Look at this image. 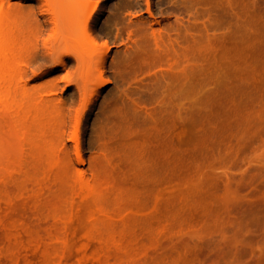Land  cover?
Wrapping results in <instances>:
<instances>
[{"label": "rangeland", "instance_id": "rangeland-1", "mask_svg": "<svg viewBox=\"0 0 264 264\" xmlns=\"http://www.w3.org/2000/svg\"><path fill=\"white\" fill-rule=\"evenodd\" d=\"M6 1L0 99L17 120L2 107L0 264H264V0H88L108 58L105 83L88 87L99 92L80 119L79 163L67 134L70 148L57 146L60 120L82 107L70 65L39 70L34 3ZM173 8L189 34L153 24L179 19ZM134 16L155 28L135 29L124 56ZM42 86L63 115L34 112Z\"/></svg>", "mask_w": 264, "mask_h": 264}, {"label": "bare ground", "instance_id": "bare-ground-1", "mask_svg": "<svg viewBox=\"0 0 264 264\" xmlns=\"http://www.w3.org/2000/svg\"><path fill=\"white\" fill-rule=\"evenodd\" d=\"M21 1L33 2L34 6L31 8V10H35L37 12L36 13L37 14L36 33H35L36 37L34 40V44L32 43L33 45H31L30 61L32 60L33 62H35L37 64V60H38L37 58H39V60L41 61L40 62L41 64L37 65V68L39 70L42 67H44L45 65L47 66L48 64L53 63V62L55 63V61L58 62L57 65L60 66L61 68H66L67 65H70V67H68L69 68L68 71L67 70H66L67 72L64 71L65 76L63 78H65V79H63V80L66 81V79H67L66 82L71 83V85L74 86L73 87L74 88L73 89V96L74 95L77 96V99L82 104V107H81V104H80V106L78 105L79 107H81V109L79 110L80 111L79 113H76L75 112L76 110H74L73 114L76 113L75 116H73L72 113H70L71 115L69 113H67L68 116L66 118H70L69 116H71V119H69V121H66V122L68 123V122H70V120H72L71 124L74 123L73 125H71L69 123V127H70V125L72 126L71 131L68 129V127L66 128L67 123H65V125H66L65 126L64 124H62V119L60 120V123L62 125L59 123L60 128L58 129L59 135H57L58 136V142H57L58 145L57 146L60 147L61 151H64V152L66 151L65 149H67L68 144L66 145L67 142L65 143L61 139H62V137H64L67 134L65 137H68L69 140H71L74 143V147L72 146L74 151H73V149H72V151H73V154L76 156V159L79 163V162H81L80 141H79V138H80L79 128H80V123H81L80 119L82 116H84V114H85L84 112L86 110H89L94 105L93 103L95 102V99L98 97V92H99L97 89V91H95L93 94L92 93L93 90L90 91V89H88V87L92 88V86L90 84H95L96 88H97V86H99L100 84L105 83V82H103V80H104L103 77L105 74V70H106L105 66H107L106 61L108 58V46L107 47L103 46L104 48H102V49L104 51L103 52L100 51L98 48H100L101 46L97 47L98 44L96 43V39L93 36V29L95 28L96 21H97V20H94V8H95V6H94V4H92V5L89 4L88 0H21ZM88 6H92V8L89 7L90 9H88ZM93 6H94V8H93ZM166 8H168V7H166ZM168 9H167V11H168ZM173 9H175V8H173ZM177 9H179V8H177ZM14 11H15V9H14V7H12L9 4V1L0 0V42L2 39L3 28L6 24H9L12 22L14 14H15ZM164 11L167 12L166 9ZM176 11H178V10L175 9L173 11V13L177 14V17H179V19L175 18L176 15H174L175 17H173V15H172V19L175 18L174 19L175 21L171 20L172 21L171 22L168 19L167 20L164 19V20L157 22V23H156V21H155V23H153V21H151V20H150L151 22L149 20H148V22L151 25L153 23L155 26H157V28L160 27V29H161V27H162L163 29H161V30L165 31L166 33H167V31L169 33L170 28H175V30H177V31H173L172 29H170V30H172L171 32L178 33V31L180 29V31L182 33V30L186 28L185 26H187L186 24H188V23L185 22V20H180V19L182 17H184V15L186 16V14H185L186 12L182 10L181 14L184 13V14H182L183 15L182 16L181 14H179ZM178 14L181 15V17ZM150 15H151V13H149V17L152 18V16H150ZM169 16H171V14ZM169 16H168V18H169ZM131 18L133 19V16H131ZM185 18L189 20L188 15H187V17H184L183 19H185ZM140 19H141V16H140ZM159 19H161V18H159ZM129 20L128 21L126 20V23L128 22V25L125 28L126 30L122 28L123 29L122 32L120 31L122 33V35H124V33L127 34V36L124 35L125 39L122 36H121V38H123V39H121L119 37V35H121V34H119V35L117 34L119 39L122 40L121 41L122 43H119L120 42V40H119L118 45H120V44L123 45V47H122V45H121V47L120 46H118V47L123 48V50H121V51H123L124 54H123V52L121 54L124 56L126 54L124 51V48L126 50H129L131 48V45L134 44V40H133L134 37L133 36L135 34L134 33L135 29H136V32L138 33V31L140 32V31H142V29L144 30V28L146 30V27H147L145 25L146 27L143 26L144 28H142V24H143L142 22L143 21L138 20V19L136 20L135 16H134L135 21L133 20L134 22H132L131 20L129 21ZM154 20H155V18H154ZM182 21H183V24H185V25L182 24ZM119 22L120 23H118L117 25L119 26V29L121 30V28H120L121 25H119V24H121V19ZM122 24H123L122 26L125 27L124 23H122ZM189 24H190V22H189ZM147 25H149V24H147ZM180 25H183V26H181V28H179ZM152 26H151V29L154 31L153 28H155V27H152ZM168 26L170 28H166L167 29L166 30L165 27H168ZM182 27H185V28H182ZM187 27H188V29H185L186 31H183V32L186 33L187 30L190 32L191 28H189V26H187ZM176 28H178V29H176ZM148 29H150V28H148ZM147 30H146V32H147ZM155 30H157V29H155ZM154 33L155 32H153V34ZM41 35H45L44 36L45 38L41 39L40 38ZM139 35H141V34H139ZM154 35H155V37H158V35H156V34H154ZM177 36H179V35H177ZM177 36L175 34V37L178 40ZM179 39H181V38H179ZM116 40H118V39H116ZM135 40L137 43L140 42V40L137 38ZM186 40H188V38ZM135 48H136V45L134 46V49ZM118 49H116L115 51H117ZM98 51H100L102 55L100 58L97 59V58H95L96 55L100 54V52H98ZM131 51L135 55L133 50H131ZM130 53H129V56L131 55ZM122 55H121V57H122ZM137 56L138 55H136L135 58H137ZM123 57H122V59H123ZM124 58H126V57H124ZM128 58H131V57H128ZM93 59H94V61H95V59H97V62L95 61L96 63H93L94 66L92 65ZM113 60L114 59H112V61ZM112 65H115V64L114 63L111 64L110 67H112ZM117 65H119V64H117ZM48 67H46V68H48ZM25 72L26 71H24L23 68L19 69L15 72V75L17 76V79H18V81L16 82V85L17 84L20 85L22 75ZM38 72H40V71H38ZM48 85L49 84H46V86H48ZM52 85H55V84H52ZM66 85H67V83H66ZM46 86H44L45 88H43V86H42L41 87L42 90L41 89L39 90V88H38L37 89L38 91H36V93L33 92L34 94L32 93L33 95H32V97H30V98H32L30 100L33 103V105L31 104V106L34 109V112H36L38 114L42 111L41 112V114H42L44 110L48 109L46 112L49 113L48 111H50V113L52 114L53 109H54L55 113H56L55 110L59 109L60 112L58 113V115H63V112L61 109H63V107H64V106L62 107V105H64L63 104L64 102L62 101L61 104L59 102H57L59 105V108H58V106L56 105L57 104L56 99L54 97H52L51 95H49L52 92L51 93L49 92V94H48L47 88L49 86L47 88H46ZM21 87H22V89H21L22 92L25 93L27 90V84H22ZM51 87H52V89H51ZM49 88H50L49 90L54 91L53 88L56 89L57 87L51 86V84H50ZM45 91L47 92L46 94H45ZM87 91H89L90 95ZM86 94L88 95L87 97H86ZM92 94H93V96L90 98V96ZM85 98H86V100H85ZM30 100H29V102H30ZM78 100H77V102H78ZM13 101H15V100H13ZM20 102L21 101L19 100V103ZM7 103H9V102L7 101L5 103V101H1V99H0V106H1L0 112H2L1 109L3 107V112L6 109L8 110L7 114L6 113L5 114L8 117L9 116L11 117V119H10L11 121H12L13 117L16 118L15 120H17V116H16L17 111L13 112L14 110H10V109H13L14 107L12 105H10V103H9V105L12 106V108H9L10 106H8ZM11 103H13V102H11ZM70 103H71V100H70ZM74 105H75V102H74ZM83 105H84V109H83ZM7 106H8V108H7ZM17 106L18 105L16 104L15 107H17ZM70 107H71V110H69V111H73L72 110L73 104L70 105ZM4 108H5V110H4ZM49 108L50 109L53 108L52 111L49 110ZM59 110H57V111H59ZM65 110H68L66 108V106H65ZM15 113H16V115H15ZM86 115H87V113L85 114V116ZM72 117H74L75 120H73ZM62 118H64V117L62 116ZM68 147H69V145H68Z\"/></svg>", "mask_w": 264, "mask_h": 264}]
</instances>
